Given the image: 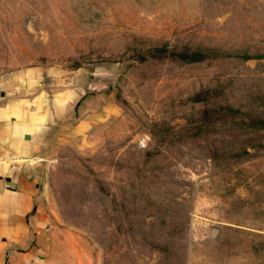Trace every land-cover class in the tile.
<instances>
[{
	"label": "rangeland",
	"instance_id": "374dc122",
	"mask_svg": "<svg viewBox=\"0 0 264 264\" xmlns=\"http://www.w3.org/2000/svg\"><path fill=\"white\" fill-rule=\"evenodd\" d=\"M6 90L45 264H264V0H0Z\"/></svg>",
	"mask_w": 264,
	"mask_h": 264
},
{
	"label": "crops",
	"instance_id": "0c3cea01",
	"mask_svg": "<svg viewBox=\"0 0 264 264\" xmlns=\"http://www.w3.org/2000/svg\"><path fill=\"white\" fill-rule=\"evenodd\" d=\"M9 94L0 93V264H45L52 224L43 197L44 158L37 154L45 116L25 110ZM60 98L56 101L66 99Z\"/></svg>",
	"mask_w": 264,
	"mask_h": 264
}]
</instances>
